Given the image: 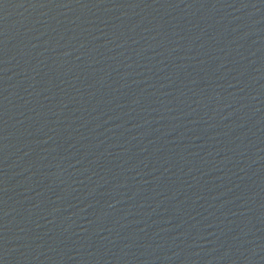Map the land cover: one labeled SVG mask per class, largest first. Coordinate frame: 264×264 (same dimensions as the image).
I'll use <instances>...</instances> for the list:
<instances>
[{
    "label": "water",
    "instance_id": "1",
    "mask_svg": "<svg viewBox=\"0 0 264 264\" xmlns=\"http://www.w3.org/2000/svg\"><path fill=\"white\" fill-rule=\"evenodd\" d=\"M0 264H264V0H0Z\"/></svg>",
    "mask_w": 264,
    "mask_h": 264
}]
</instances>
